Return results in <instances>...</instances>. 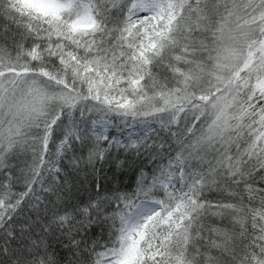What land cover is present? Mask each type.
<instances>
[{
  "label": "snow or ice",
  "instance_id": "1",
  "mask_svg": "<svg viewBox=\"0 0 264 264\" xmlns=\"http://www.w3.org/2000/svg\"><path fill=\"white\" fill-rule=\"evenodd\" d=\"M0 264H264V0H0Z\"/></svg>",
  "mask_w": 264,
  "mask_h": 264
},
{
  "label": "trees",
  "instance_id": "2",
  "mask_svg": "<svg viewBox=\"0 0 264 264\" xmlns=\"http://www.w3.org/2000/svg\"><path fill=\"white\" fill-rule=\"evenodd\" d=\"M131 174L129 173L128 175H125L124 177H123V183L124 184H128L130 181H129V176H130ZM107 176H108V179L109 180H111L112 179V173H110V172H108L107 173ZM119 179H120V177H119V174H117V181H119Z\"/></svg>",
  "mask_w": 264,
  "mask_h": 264
}]
</instances>
